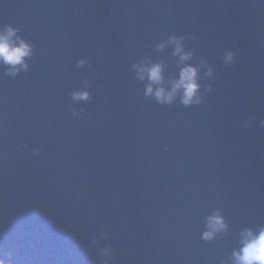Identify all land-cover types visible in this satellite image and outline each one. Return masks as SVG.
Wrapping results in <instances>:
<instances>
[{
    "label": "water",
    "instance_id": "95a60500",
    "mask_svg": "<svg viewBox=\"0 0 264 264\" xmlns=\"http://www.w3.org/2000/svg\"><path fill=\"white\" fill-rule=\"evenodd\" d=\"M9 27L31 54L0 61V261L236 264L264 228V0H0ZM187 65L193 102L158 101Z\"/></svg>",
    "mask_w": 264,
    "mask_h": 264
},
{
    "label": "clouds",
    "instance_id": "9594fccd",
    "mask_svg": "<svg viewBox=\"0 0 264 264\" xmlns=\"http://www.w3.org/2000/svg\"><path fill=\"white\" fill-rule=\"evenodd\" d=\"M15 30L11 27L7 28L6 32L0 33V61L5 64H10L13 67L10 72L14 75L17 69L15 65L24 64L23 58L31 54V46L24 40H19L18 45L12 41ZM19 39V38H17ZM170 42L177 45L174 54H180L181 61L189 59L190 53L184 52L180 46V41L175 37L169 38ZM159 47H164L160 45ZM227 59H231L229 54ZM140 78H144L146 73L149 80L152 82L147 86L146 95L153 93L152 84L159 83L162 80V65L153 64L148 67L138 68ZM198 69L191 65L183 67L180 71V78L173 83L171 91H166L163 87L155 90V96L161 103H170L179 89H183L182 102L187 105L193 102V97L196 96L199 85L197 83ZM87 92L75 93V98H86ZM196 103H199V98L196 99ZM208 227L211 231L204 233V238L211 239L214 233L218 230L224 229L226 225L223 222L222 217L219 214H215L209 217ZM242 244L243 247L239 252H234L233 255L236 260V264H264V228L260 229L258 234H254L251 230H246L243 234ZM3 264V261H0Z\"/></svg>",
    "mask_w": 264,
    "mask_h": 264
}]
</instances>
